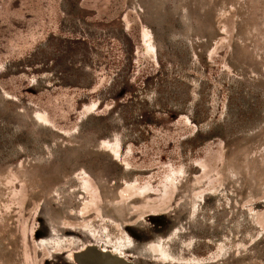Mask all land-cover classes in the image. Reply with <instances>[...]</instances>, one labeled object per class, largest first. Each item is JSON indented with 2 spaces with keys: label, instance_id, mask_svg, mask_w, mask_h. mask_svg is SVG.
I'll use <instances>...</instances> for the list:
<instances>
[{
  "label": "rangeland",
  "instance_id": "1",
  "mask_svg": "<svg viewBox=\"0 0 264 264\" xmlns=\"http://www.w3.org/2000/svg\"><path fill=\"white\" fill-rule=\"evenodd\" d=\"M95 241L264 264V0H0V264Z\"/></svg>",
  "mask_w": 264,
  "mask_h": 264
},
{
  "label": "bare ground",
  "instance_id": "2",
  "mask_svg": "<svg viewBox=\"0 0 264 264\" xmlns=\"http://www.w3.org/2000/svg\"><path fill=\"white\" fill-rule=\"evenodd\" d=\"M162 254L165 249L164 246L158 244L155 247ZM91 257L98 258L104 264H131L126 257L113 253L112 251L105 249L104 245L95 241L89 245L83 252L75 256L78 264H88L91 261Z\"/></svg>",
  "mask_w": 264,
  "mask_h": 264
}]
</instances>
